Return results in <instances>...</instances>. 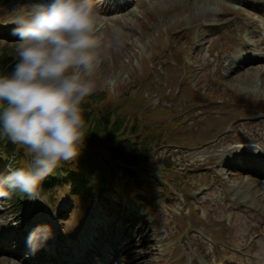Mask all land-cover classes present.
I'll list each match as a JSON object with an SVG mask.
<instances>
[{
  "label": "rangeland",
  "instance_id": "1",
  "mask_svg": "<svg viewBox=\"0 0 264 264\" xmlns=\"http://www.w3.org/2000/svg\"><path fill=\"white\" fill-rule=\"evenodd\" d=\"M131 1L130 6L116 8L111 0H94L96 35L100 41L94 51L99 64L86 78L94 83V92L99 89L107 94L118 85L133 88L129 73L140 76L141 57H145L151 70L144 82L152 87L157 85L145 110L149 112L150 125H159L167 115L161 113L162 106L158 104L182 111L189 106L184 99L193 93L191 84H183L177 76L160 82L161 74L168 71L167 61L172 65L182 62L181 77L187 68L203 71L193 98L200 93L205 94V99L196 100L193 112L183 111L186 121L176 130L165 127L177 144L172 145L170 152L165 148L161 155L163 161L169 157L175 160L180 170H192L189 181L171 177L173 186L179 184L189 191L177 199L165 196L164 200L153 178L154 189L150 194L156 198V211L133 198L124 201L112 195L99 204L95 199L87 201L82 211L77 208L75 216L68 218L65 211L73 201L68 195L72 185L67 184L63 190H57L61 197L57 209H49L43 196L38 201L28 199L20 220L8 215L5 197H0L3 264L17 261L34 264L32 255L25 256L29 243L23 237L24 230L34 231L35 238L45 247L50 244L40 223L49 227L50 220L57 219L55 224L62 233L59 240L65 243L64 248L69 240L75 248L78 238L89 230L94 232L97 224H112L109 236L106 235L112 240L109 251L102 253V259L96 257L100 264H264V177L260 170H254L258 164H246L245 170L235 167L229 173L236 164L235 145L240 140L252 143L255 150L248 152L264 156V59L246 64L251 59L247 56L250 51L247 38L257 46L263 45L264 0ZM30 2L0 0V24L14 18V10L21 12ZM1 28L0 34H7L11 40L19 39L12 35L11 29ZM15 43L18 42L0 46L16 49ZM181 50L184 53L180 55ZM243 51L245 64L234 63V57ZM166 52H170L169 57ZM163 96L168 99L159 103ZM120 97L114 101L118 107ZM127 97L121 101L131 110L133 104ZM227 123L233 126V132H228ZM254 161L257 163L256 157ZM161 169L156 180L161 177L166 180L163 165ZM120 173L116 172L117 180ZM141 192L138 196L145 194L144 190ZM228 213L233 217L226 218ZM183 218L189 221L188 227ZM99 230L102 231L101 226ZM202 232L207 233L209 240L198 237ZM106 237L102 244L106 243ZM28 251L32 254V250Z\"/></svg>",
  "mask_w": 264,
  "mask_h": 264
},
{
  "label": "clouds",
  "instance_id": "2",
  "mask_svg": "<svg viewBox=\"0 0 264 264\" xmlns=\"http://www.w3.org/2000/svg\"><path fill=\"white\" fill-rule=\"evenodd\" d=\"M25 8L11 21L17 62L10 75L0 74V134L25 148L30 161L0 173V197L12 190L38 201L42 182L80 154L82 103L95 91L86 77L99 64L100 41L94 0H31Z\"/></svg>",
  "mask_w": 264,
  "mask_h": 264
},
{
  "label": "trees",
  "instance_id": "3",
  "mask_svg": "<svg viewBox=\"0 0 264 264\" xmlns=\"http://www.w3.org/2000/svg\"><path fill=\"white\" fill-rule=\"evenodd\" d=\"M0 49V74L10 75L17 62H13L15 50L10 47ZM114 105L111 93H95L85 99L82 103V110L86 129L80 154L71 164L62 163L52 175L42 182L41 192L43 194H47L49 197V194L53 195L55 190H62L65 185L62 181L63 176H69L77 182L71 194L81 199L90 197L88 178L90 179L92 175L98 178V194L109 193L112 191V175L121 166H126L122 180L126 194L137 192L144 186L148 189L152 188L149 174L159 171V165L152 162L151 152L160 145L161 139H164L165 136L162 132L164 126H150L147 116L132 114L125 111L123 105L121 107ZM172 112L175 113V111ZM112 117L114 121H112ZM136 133L138 135L133 136ZM129 134L132 135L126 137ZM168 142H172L171 139ZM104 148L108 149L109 158L105 157ZM0 161L9 169H15L26 166L30 157L26 154L25 148L13 144L6 136L0 134ZM0 167L2 166L0 165ZM61 168L63 171L60 173ZM81 168H85L87 175L79 180L76 172ZM164 171L166 172L163 174L165 177H170L178 172H175L174 162L166 164ZM0 173L6 176L9 174V170L6 173L0 170ZM176 177L181 180L185 178L179 174ZM157 186L163 194L168 191L165 183L158 182ZM8 191L11 194L7 196V201L14 204V210H19L21 201L27 196L19 191ZM142 201L155 208V198L143 197Z\"/></svg>",
  "mask_w": 264,
  "mask_h": 264
},
{
  "label": "bare ground",
  "instance_id": "4",
  "mask_svg": "<svg viewBox=\"0 0 264 264\" xmlns=\"http://www.w3.org/2000/svg\"><path fill=\"white\" fill-rule=\"evenodd\" d=\"M247 41H248V43H250V42H251V39L247 38ZM234 59H236V60H240V61H241V58H240V57H234ZM234 61H235V60H234ZM234 63H236V62H234ZM4 258H5V257H4ZM4 260H5V259L0 258V264H3V263H4Z\"/></svg>",
  "mask_w": 264,
  "mask_h": 264
}]
</instances>
